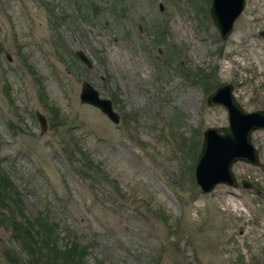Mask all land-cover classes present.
I'll return each instance as SVG.
<instances>
[{
    "label": "rangeland",
    "instance_id": "obj_1",
    "mask_svg": "<svg viewBox=\"0 0 264 264\" xmlns=\"http://www.w3.org/2000/svg\"><path fill=\"white\" fill-rule=\"evenodd\" d=\"M211 2L0 0V168L56 246L86 247L84 264H264V171L238 161V186L208 193L194 177L204 131L228 124L212 92L231 84L264 110V0H246L225 39ZM83 81L119 123L79 101ZM252 140L264 163V130ZM5 226L0 264H28Z\"/></svg>",
    "mask_w": 264,
    "mask_h": 264
},
{
    "label": "water",
    "instance_id": "obj_2",
    "mask_svg": "<svg viewBox=\"0 0 264 264\" xmlns=\"http://www.w3.org/2000/svg\"><path fill=\"white\" fill-rule=\"evenodd\" d=\"M246 0H212L210 15L220 36L225 39L233 31L234 23L245 9ZM264 37V29L259 32ZM11 61L9 53L5 54ZM87 67L92 61L83 50L75 51ZM79 101L99 109L112 122L119 123L121 115L116 111L110 98L102 97L100 92L88 81H83ZM208 105L223 106L227 111L228 124L222 127H208L203 134L202 145L195 164V182L203 193L212 191L215 186L225 184L237 187L238 180L233 171L234 163L242 161L264 171V163L253 143L252 133L264 130V110H245L233 94V85L217 88L208 97ZM40 133L48 128L47 118L36 111ZM243 186L251 187V182L243 180Z\"/></svg>",
    "mask_w": 264,
    "mask_h": 264
},
{
    "label": "trees",
    "instance_id": "obj_3",
    "mask_svg": "<svg viewBox=\"0 0 264 264\" xmlns=\"http://www.w3.org/2000/svg\"><path fill=\"white\" fill-rule=\"evenodd\" d=\"M79 152L84 154L81 150ZM75 162L78 163L79 171L81 169L88 175L92 174V169L86 165L83 158L76 155ZM14 190V185L0 168V217L2 220L5 219L7 224L5 226L0 220V226L11 228L10 240L20 247L21 253L24 252L29 256L28 264H84L86 247L79 245L73 239L69 240L64 249L56 246L50 238L53 224L47 223L42 217L35 219L28 217L22 207L19 194H11ZM11 251L15 252L14 247Z\"/></svg>",
    "mask_w": 264,
    "mask_h": 264
},
{
    "label": "flooded vegetation",
    "instance_id": "obj_4",
    "mask_svg": "<svg viewBox=\"0 0 264 264\" xmlns=\"http://www.w3.org/2000/svg\"><path fill=\"white\" fill-rule=\"evenodd\" d=\"M121 121V120H120Z\"/></svg>",
    "mask_w": 264,
    "mask_h": 264
}]
</instances>
